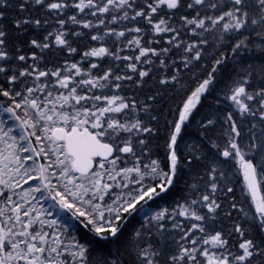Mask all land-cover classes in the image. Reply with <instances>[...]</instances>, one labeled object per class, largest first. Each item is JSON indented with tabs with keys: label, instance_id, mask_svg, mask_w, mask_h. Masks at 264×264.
<instances>
[{
	"label": "snow or ice",
	"instance_id": "1",
	"mask_svg": "<svg viewBox=\"0 0 264 264\" xmlns=\"http://www.w3.org/2000/svg\"><path fill=\"white\" fill-rule=\"evenodd\" d=\"M0 264H264V0H0Z\"/></svg>",
	"mask_w": 264,
	"mask_h": 264
}]
</instances>
